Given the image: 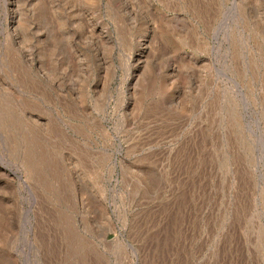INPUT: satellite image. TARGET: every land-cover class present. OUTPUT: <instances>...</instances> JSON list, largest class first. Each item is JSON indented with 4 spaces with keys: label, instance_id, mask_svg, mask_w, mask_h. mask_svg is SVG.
<instances>
[{
    "label": "rangeland",
    "instance_id": "obj_1",
    "mask_svg": "<svg viewBox=\"0 0 264 264\" xmlns=\"http://www.w3.org/2000/svg\"><path fill=\"white\" fill-rule=\"evenodd\" d=\"M0 264H264V0H0Z\"/></svg>",
    "mask_w": 264,
    "mask_h": 264
},
{
    "label": "bare ground",
    "instance_id": "obj_2",
    "mask_svg": "<svg viewBox=\"0 0 264 264\" xmlns=\"http://www.w3.org/2000/svg\"><path fill=\"white\" fill-rule=\"evenodd\" d=\"M57 1V0H56ZM21 6V5H20ZM83 19V18H82ZM85 24H87V23H85ZM92 28V27H91ZM152 42V41H151ZM148 43H150V42H148Z\"/></svg>",
    "mask_w": 264,
    "mask_h": 264
}]
</instances>
